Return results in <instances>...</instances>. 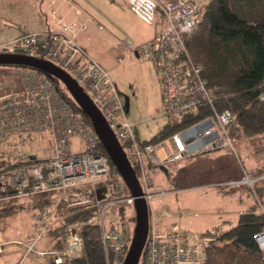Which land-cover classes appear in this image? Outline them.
<instances>
[{"label":"built area","instance_id":"built-area-1","mask_svg":"<svg viewBox=\"0 0 264 264\" xmlns=\"http://www.w3.org/2000/svg\"><path fill=\"white\" fill-rule=\"evenodd\" d=\"M124 1L143 23L164 27L144 47L137 48L124 41L122 46L127 57L155 63L168 116H178L180 122L186 116L204 117L166 141L158 144L140 141L135 124L128 119L126 100L110 72L77 41V34L86 30V23L77 26L67 21L56 7L57 0H49L46 9L52 24L50 28L2 43L0 53L36 57L59 67L79 84L102 112L136 171L149 207L147 263L205 264L206 250L216 238L162 222L154 205L163 200L167 192L162 189L154 193L150 188L144 161L146 155L151 166L161 168L225 148L236 151L229 133L233 114L229 109H218L213 90L204 77V67L193 58L187 43V38L203 24L204 10L198 0ZM77 14H81L79 10ZM87 18V22H94L91 17ZM37 133L48 134L53 143L52 154L42 159L29 157L22 149L29 136ZM74 139L81 147L78 151L73 150ZM6 144L13 146L7 150L6 163L0 169V195L3 196L0 201L64 192L63 200L68 207L97 210L106 264H124L130 242L124 232L116 229L119 224L117 207L121 204L133 207L134 198L130 193L124 197L115 195L113 187L123 191L121 182L104 185L110 176V164L107 157L97 152L101 144L99 138L46 73L25 69L23 88L0 96V155ZM166 144L171 145L172 150ZM257 181L245 173L241 183L253 187ZM87 183L103 185L94 194L85 193V197L79 199L68 193ZM257 213L264 216L263 205H259ZM58 219L56 213L37 216L36 237L27 246V252H37L35 246ZM107 219L111 222L110 229L106 226ZM253 238L262 251L264 262V229ZM37 254L52 258L56 264L81 257L83 242L79 227L66 229L63 248Z\"/></svg>","mask_w":264,"mask_h":264},{"label":"rangeland","instance_id":"rangeland-1","mask_svg":"<svg viewBox=\"0 0 264 264\" xmlns=\"http://www.w3.org/2000/svg\"><path fill=\"white\" fill-rule=\"evenodd\" d=\"M75 1L84 11L83 17L95 20L94 23L86 22L85 17L75 23L77 26L81 23L87 25L85 31L78 32L77 41L110 72L121 96L129 100L127 116L135 124L140 141H151L166 125L179 123L178 116L170 117L165 111L155 63L127 57L122 46L128 41L134 47H144L149 41L144 42L164 27L143 23L130 12L124 0ZM211 1L200 0L203 10ZM41 4L40 0H0V44L26 33L44 30V21L39 15ZM9 23H14L15 27L7 25ZM24 76V68L0 65V96L21 90ZM233 143L235 152L225 148L197 155L166 165L167 172L151 166L148 157L144 156L148 185L154 193L162 189L167 192L164 200L154 205L160 219L171 215L164 219L165 222H175L187 232L206 235L220 228L223 233L236 226L242 214L258 210L260 204L264 206V137L234 138ZM52 146L48 134L37 133L28 138L22 149L29 157L42 159L52 154ZM166 146L172 150L171 145ZM80 149L78 140L74 139L73 150ZM245 173L250 179H258L253 187L241 183ZM138 176L143 180L140 173ZM115 181L123 185V191L113 187L116 196L124 197L130 193L118 172L108 177L104 185H113ZM102 185L87 183L68 190V193L79 199L85 197V193L94 194ZM64 195V192H55L0 201V243H5L4 252L0 249V264H48L49 258L37 254L56 250L53 244L57 240H53L48 231L35 246L36 253L27 252V246L36 237V215L43 212L54 215L64 204ZM124 205L127 207L126 225L120 230L130 236L136 225L135 209ZM60 223L58 219L50 228ZM106 226L110 229L108 219ZM58 239L65 242L66 234ZM235 253L234 250L215 252L214 261L225 264L235 257Z\"/></svg>","mask_w":264,"mask_h":264},{"label":"trees","instance_id":"trees-1","mask_svg":"<svg viewBox=\"0 0 264 264\" xmlns=\"http://www.w3.org/2000/svg\"><path fill=\"white\" fill-rule=\"evenodd\" d=\"M40 1L42 4L39 15L44 21V29H47L52 26L46 13L49 0ZM7 25L15 27L14 23ZM187 43L193 58L204 67V77L213 90L218 109L220 111L229 109L233 114L234 120L229 126L232 139L264 137V0H212L204 8L203 24L187 38ZM53 81L76 113L92 126L89 118L72 99L64 85L57 79ZM203 118L199 115L186 116L180 123L166 125L157 136L151 141H145L144 144L166 141ZM32 137L33 135L29 136ZM12 146L6 144L2 147L0 169L6 163L7 150ZM97 152L107 157L109 161V177L116 174V168L102 144L99 145ZM63 203L56 210L61 223L48 230V235L57 240L53 244V249L64 247V242L58 238L66 234L68 227L78 226L83 242V254L77 259L61 264H106L101 228L96 220L97 210L84 206L68 207L65 202ZM126 208L124 204L117 207L118 231H121L120 227L126 225ZM256 210L242 214L238 224L224 230L223 233L218 228L203 235L216 238L212 246L206 250L205 264H218L214 261L215 252L232 250L236 255L225 264H264L262 251L253 238L264 229V216ZM44 213L47 212L40 214ZM123 232L131 242L133 232L130 236L125 230ZM46 258H49L48 264H56L52 258ZM141 260V264H148L146 248Z\"/></svg>","mask_w":264,"mask_h":264},{"label":"water","instance_id":"water-1","mask_svg":"<svg viewBox=\"0 0 264 264\" xmlns=\"http://www.w3.org/2000/svg\"><path fill=\"white\" fill-rule=\"evenodd\" d=\"M0 65L28 67L57 79L66 87L72 99L89 118L100 143L134 198L136 225L124 264H140L149 233V207L136 171L102 112L70 75L48 61L21 54L0 53ZM126 107L128 112V99ZM161 169L167 172L165 167Z\"/></svg>","mask_w":264,"mask_h":264},{"label":"crops","instance_id":"crops-1","mask_svg":"<svg viewBox=\"0 0 264 264\" xmlns=\"http://www.w3.org/2000/svg\"><path fill=\"white\" fill-rule=\"evenodd\" d=\"M171 1H177V0H171ZM183 1H186V0H183ZM198 2L200 3V0H198ZM71 6H74L73 8L71 7ZM56 7H57V9H58V11H59V13L61 14V15H63L66 19H67V21H69V22H72V23H78L79 21H81L80 19H82V18H85L86 17V22H87V20H88V18H87V16H85V17H83L82 15H83V13H84V11L82 10V9H80L79 8V4L78 3H76V1L75 0H57V3H56ZM77 10H79L80 11V13L81 14H77ZM134 15V14H133ZM135 16V15H134ZM89 17V16H88ZM137 17V16H136ZM138 18V17H137ZM139 19V18H138ZM94 22H95V20H94ZM94 22H92V23H94ZM158 32V30H156L148 39L149 40H147V41H145L144 43H146V42H150L153 38H154V36H155V34ZM143 45V44H142ZM84 47H85V45H83ZM137 48H141L140 46H137ZM129 109V108H128ZM137 135H138V133H137ZM167 196V195H166ZM164 200V199H163ZM162 201V200H161ZM171 217V215L170 216H166V217H164V218H161V220H162V222L164 223V224H166V225H173V224H177V223H175V222H165V220L164 219H166V218H170ZM177 225H179V224H177ZM180 226V225H179ZM181 227V226H180ZM3 244H5V243H0V249L2 250V252H4L3 251Z\"/></svg>","mask_w":264,"mask_h":264},{"label":"bare ground","instance_id":"bare-ground-1","mask_svg":"<svg viewBox=\"0 0 264 264\" xmlns=\"http://www.w3.org/2000/svg\"><path fill=\"white\" fill-rule=\"evenodd\" d=\"M22 67V66H21Z\"/></svg>","mask_w":264,"mask_h":264}]
</instances>
